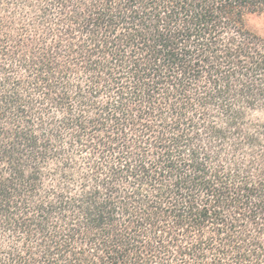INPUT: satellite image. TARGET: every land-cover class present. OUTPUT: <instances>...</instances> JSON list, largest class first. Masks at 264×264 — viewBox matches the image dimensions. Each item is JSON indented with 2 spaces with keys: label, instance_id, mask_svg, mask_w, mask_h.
<instances>
[{
  "label": "trees",
  "instance_id": "obj_1",
  "mask_svg": "<svg viewBox=\"0 0 264 264\" xmlns=\"http://www.w3.org/2000/svg\"><path fill=\"white\" fill-rule=\"evenodd\" d=\"M263 13L0 0V264H264Z\"/></svg>",
  "mask_w": 264,
  "mask_h": 264
},
{
  "label": "rangeland",
  "instance_id": "obj_2",
  "mask_svg": "<svg viewBox=\"0 0 264 264\" xmlns=\"http://www.w3.org/2000/svg\"><path fill=\"white\" fill-rule=\"evenodd\" d=\"M249 26L258 36L264 38V13L251 16Z\"/></svg>",
  "mask_w": 264,
  "mask_h": 264
},
{
  "label": "clouds",
  "instance_id": "obj_3",
  "mask_svg": "<svg viewBox=\"0 0 264 264\" xmlns=\"http://www.w3.org/2000/svg\"><path fill=\"white\" fill-rule=\"evenodd\" d=\"M84 8V6H81V9H83Z\"/></svg>",
  "mask_w": 264,
  "mask_h": 264
}]
</instances>
